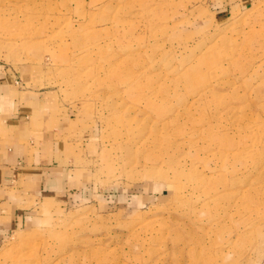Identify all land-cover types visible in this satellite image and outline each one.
<instances>
[{
    "label": "rangeland",
    "instance_id": "374dc122",
    "mask_svg": "<svg viewBox=\"0 0 264 264\" xmlns=\"http://www.w3.org/2000/svg\"><path fill=\"white\" fill-rule=\"evenodd\" d=\"M0 67L75 119L0 264H264V0H0Z\"/></svg>",
    "mask_w": 264,
    "mask_h": 264
},
{
    "label": "crops",
    "instance_id": "0c3cea01",
    "mask_svg": "<svg viewBox=\"0 0 264 264\" xmlns=\"http://www.w3.org/2000/svg\"><path fill=\"white\" fill-rule=\"evenodd\" d=\"M28 93L0 67V237L27 213L21 201L68 192L66 151L75 119L46 115L42 97L29 99Z\"/></svg>",
    "mask_w": 264,
    "mask_h": 264
},
{
    "label": "bare ground",
    "instance_id": "6f19581e",
    "mask_svg": "<svg viewBox=\"0 0 264 264\" xmlns=\"http://www.w3.org/2000/svg\"><path fill=\"white\" fill-rule=\"evenodd\" d=\"M253 39H254L253 37H250L249 40H248V43H251V40H253ZM195 78H196L195 76L192 77L191 78L192 79L191 82L194 83L195 82ZM156 143H157V152H158L156 157H160L159 159L163 160V158L167 155V152H164V146L162 145V143H158V142H156Z\"/></svg>",
    "mask_w": 264,
    "mask_h": 264
}]
</instances>
